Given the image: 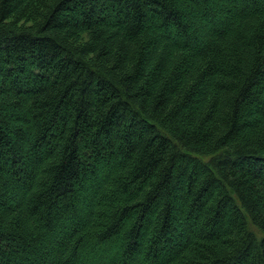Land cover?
I'll return each instance as SVG.
<instances>
[{"label": "trees", "instance_id": "obj_1", "mask_svg": "<svg viewBox=\"0 0 264 264\" xmlns=\"http://www.w3.org/2000/svg\"><path fill=\"white\" fill-rule=\"evenodd\" d=\"M0 264H264V0H0Z\"/></svg>", "mask_w": 264, "mask_h": 264}]
</instances>
